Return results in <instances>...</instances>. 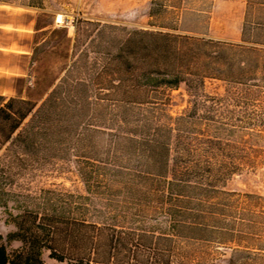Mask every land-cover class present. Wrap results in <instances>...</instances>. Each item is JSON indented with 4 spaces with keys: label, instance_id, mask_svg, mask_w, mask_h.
<instances>
[{
    "label": "trees",
    "instance_id": "trees-1",
    "mask_svg": "<svg viewBox=\"0 0 264 264\" xmlns=\"http://www.w3.org/2000/svg\"><path fill=\"white\" fill-rule=\"evenodd\" d=\"M80 23L91 47L63 67L45 96L40 101L10 97L0 103V149L21 148L26 156L41 148L72 154L88 194L75 196L89 202L103 198L119 215L114 212L105 216L111 222H103L56 210L40 216L28 209L11 213L16 229L0 242V264H43L44 249L68 264H189L179 258L177 239L195 238L198 182L211 176L210 156L202 161L195 153L200 143L211 140L180 134L192 131L182 127L190 114L173 122L168 115L170 121L164 122L153 95L162 86L184 82L194 91L195 108L217 100L200 90L205 77L222 76L212 64L223 63L231 71L235 67L232 80L247 84L255 74L246 60L264 57V41L245 38V19L240 41L164 31V26L153 30L93 20ZM256 24L264 28V23ZM74 35L72 46L80 40L77 29ZM101 43L105 46L99 47ZM200 60L207 70L197 66ZM7 155L8 163L0 162V178L14 167V159L24 160L16 152ZM200 162L206 168L200 169ZM6 193L0 184L1 205L7 207ZM160 222L166 223L165 231L155 234L151 227ZM11 240L21 246L9 251L6 243Z\"/></svg>",
    "mask_w": 264,
    "mask_h": 264
},
{
    "label": "rangeland",
    "instance_id": "rangeland-1",
    "mask_svg": "<svg viewBox=\"0 0 264 264\" xmlns=\"http://www.w3.org/2000/svg\"><path fill=\"white\" fill-rule=\"evenodd\" d=\"M135 1L0 0V11L8 16L19 12L25 19L34 20L33 29L19 30L17 34L19 44L31 47L30 58L15 55L19 65L24 64L26 75H8L9 91L0 95V103L10 97L40 101L45 96L62 74L63 67L80 59V50L91 47L88 37L82 35L85 24L80 20L110 22L128 29L158 30L164 26V31L196 37H207L200 28L211 22V38L240 41L245 19V38L264 41V28L256 26L257 22L264 23V0L218 2L216 11L212 8L214 0H154L150 4ZM56 17L62 19V23H56ZM7 29L10 33V26ZM75 29L80 40L72 46ZM102 44L99 47L105 46ZM261 48L264 51V47ZM91 55L94 57L95 53ZM8 59L11 62L13 56L10 54ZM246 62L254 68L255 74L253 79L247 78V84L232 80L231 77L237 75L235 67L231 71L223 63L214 62L212 66L221 70L214 72L222 76L205 77L200 90L217 100L204 102L197 108L194 91L184 82L176 87L162 86L159 92L153 93L158 107L162 108L158 111L162 112L164 122L170 121L168 115L174 118L173 122L181 115L190 114V119L182 121V127L192 131L180 134L211 140L210 144L200 143L195 153L201 160L204 155L211 158V176L198 182L195 238L177 239L179 258L183 257L189 264H264V57L250 58ZM197 66L200 70L208 69L201 60ZM91 96L93 99V93ZM91 111L98 115L96 107ZM98 120L99 117H95L94 121ZM14 148L6 149L2 145L0 149L3 164L8 163V153L22 154L24 159L23 163L14 159V167L2 172L0 178L1 186L8 193L4 195L8 206L1 205L0 201L3 237L0 242H6V234L16 229L10 214H22L27 209L39 216L53 214L56 210L64 216L103 222L110 221L105 216L114 212L119 215L118 210L105 205L103 198L89 202L75 196L88 194L72 154L41 148L37 152H26L29 153L26 156L23 149ZM206 166L204 162L199 163L200 169ZM71 200L76 208L71 206ZM97 208L103 215H97ZM118 220L121 221V217ZM165 224L160 222L151 228L159 234L165 231ZM6 246L12 251L21 246V242L11 240ZM41 257L43 264H68L66 259L60 261L50 256L49 249H44Z\"/></svg>",
    "mask_w": 264,
    "mask_h": 264
},
{
    "label": "crops",
    "instance_id": "crops-1",
    "mask_svg": "<svg viewBox=\"0 0 264 264\" xmlns=\"http://www.w3.org/2000/svg\"><path fill=\"white\" fill-rule=\"evenodd\" d=\"M134 3L136 2L133 0ZM152 0H144V3L150 4ZM230 2L233 0H214L213 2V11H216V5L218 2ZM2 5V4H1ZM187 12V11H186ZM19 13V12H18ZM11 14L8 16L6 12L0 11V95H3L4 92H8V81L7 77L11 74H17L20 76L26 75L25 66L19 65L18 57L15 56L18 53L23 55V57L30 58L31 47L25 43L19 44L17 39V34L19 30H30L34 28V20L29 18L25 19L24 14ZM209 24L200 28L202 34L207 37H212L209 35L212 27ZM8 26H10V33L8 31ZM11 34V35H10ZM11 51V52H9ZM13 56L12 61L10 62L8 57L9 55ZM4 79V80H3Z\"/></svg>",
    "mask_w": 264,
    "mask_h": 264
},
{
    "label": "built area",
    "instance_id": "built-area-1",
    "mask_svg": "<svg viewBox=\"0 0 264 264\" xmlns=\"http://www.w3.org/2000/svg\"><path fill=\"white\" fill-rule=\"evenodd\" d=\"M56 23H62V19H59L58 17L55 18Z\"/></svg>",
    "mask_w": 264,
    "mask_h": 264
}]
</instances>
